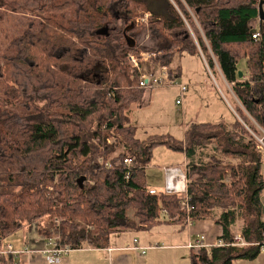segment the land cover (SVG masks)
<instances>
[{
	"label": "trees",
	"instance_id": "1",
	"mask_svg": "<svg viewBox=\"0 0 264 264\" xmlns=\"http://www.w3.org/2000/svg\"><path fill=\"white\" fill-rule=\"evenodd\" d=\"M260 1L0 0V9L42 21L12 38L0 65L9 100L0 102V246L49 218L61 220L53 232L41 226L44 238L60 235L72 249L108 247L120 230L212 220L224 244L191 249V264L256 258L264 248V151L248 125L264 130V23L253 26ZM146 13L161 53L153 63L173 79L176 55L200 54L193 39L177 35L193 28L212 73L218 65L239 101L234 123L190 122L184 139L136 136L131 106L145 90L128 56L142 50L137 19ZM119 19L120 29L110 30ZM103 137L114 141H94ZM157 145L185 153V193H150L146 168ZM100 156L114 167L98 166ZM126 157H135L129 178ZM237 233L247 245L232 244ZM0 264L15 261L0 255Z\"/></svg>",
	"mask_w": 264,
	"mask_h": 264
},
{
	"label": "rangeland",
	"instance_id": "2",
	"mask_svg": "<svg viewBox=\"0 0 264 264\" xmlns=\"http://www.w3.org/2000/svg\"><path fill=\"white\" fill-rule=\"evenodd\" d=\"M141 16V18H143ZM150 19V18H149ZM33 23V29L38 30L42 21L40 19L32 18L31 16H23L7 12L0 9V65L3 62V53L8 49L12 38L19 36L26 28H29ZM144 25V28L136 35V41L140 48L144 50L156 51L157 39L153 38L148 22H140L138 26ZM121 26L120 19L112 22L109 25L110 30H119ZM192 27H188L187 31L177 32L178 37L182 38L187 35L188 39H194L191 33ZM202 37L204 35L201 34ZM196 43V41H195ZM181 54V55H180ZM176 55L174 59V66L181 62L180 75L177 77L179 83L190 85V91L183 95V105L178 106L176 100L179 97V90L176 87L154 88L149 90L150 103L144 104L142 99L140 102L131 106L132 123L136 126V136L140 139L146 138L149 134H172L177 138H184V131L187 124L192 121L195 122H212L218 123L221 120L225 122H234L236 117L229 105L221 100L220 96L215 91V81L213 76L209 73L207 65L197 55L184 51ZM152 68H156L155 64H151ZM191 79L203 81L209 79L211 85H201L192 87ZM223 91L229 89L221 84L220 78H215ZM4 83L0 78V102L8 105V97L2 91ZM223 97V96H222ZM227 105V106H226ZM234 106V104H232ZM223 118V119H222ZM248 126H255L260 134H263V129L257 123L251 120ZM264 151V149H262ZM185 153L175 151L168 148L166 145H157L152 151V159L146 169V182L149 189H156L158 191L164 190L167 173L163 179V173L166 166L177 167L184 163ZM156 179H155V178ZM164 181V182H163ZM91 183V182H90ZM186 191V190H185ZM185 193V192H183ZM55 219L51 218L43 220L39 228L51 227L55 223ZM61 220V218H60ZM94 229V226L91 225ZM41 228V229H43ZM27 232V233H25ZM53 232V231H52ZM35 233L29 232L28 229L20 230L13 234L9 239H16L18 243L25 239H34ZM44 236V235H43Z\"/></svg>",
	"mask_w": 264,
	"mask_h": 264
},
{
	"label": "crops",
	"instance_id": "3",
	"mask_svg": "<svg viewBox=\"0 0 264 264\" xmlns=\"http://www.w3.org/2000/svg\"><path fill=\"white\" fill-rule=\"evenodd\" d=\"M259 25L260 20L258 18L253 23V26L258 28ZM200 33L203 35L201 29ZM186 34L187 35L185 36H188V33ZM192 34L200 51V54L194 55L200 57L207 65L209 73L211 74V76H213V79L215 81V91L224 103L225 101L227 102L230 109L237 118L236 110L232 104L238 103L239 101L234 91L232 90V86L226 81L218 65V74L212 73L209 64L205 58L204 52L202 51V49H200L195 34L193 32ZM208 52L212 55L209 46ZM181 65V62H179L174 66H179V70H176L175 72V80H177V77L180 75ZM245 67L246 60L241 62L242 70H245ZM215 78H220L221 84L224 87L225 85H227V87L229 88L227 90V93L229 95L228 97H226V92L223 91L222 87L219 86ZM191 81L193 83L192 87H197L201 85H211V81L209 79L204 80V82L195 79H191ZM189 91L190 85L188 84V90L185 92V94ZM150 96L151 94L149 90H145V93L142 98L144 100V104L150 103ZM220 122L232 124L235 121L225 122L221 120ZM150 135L155 134H149L148 136ZM184 159V163H186V155L184 156ZM184 163L180 164L177 167L181 168L182 172L186 174V169L183 167ZM166 167L173 168L174 166ZM165 173L166 170H164L162 180H164L166 176ZM176 179L179 183L180 191L185 192V190L187 189V178L182 179L181 177L177 176ZM41 228L42 227L39 228L37 225H34L30 229H28L29 232H32V230L34 231V239H25L21 243H18L16 239H7L6 242L12 243L15 249L20 251H24L26 249L28 250V252H22L18 257H13L15 264H49L45 256L40 252V250L44 247L45 244V236H43V234L41 233ZM200 234H203L205 236L206 245L208 248L224 244L223 240L220 238L222 235V228L220 225L216 224L212 220H200L187 227H181L177 223H163L161 225L153 227L150 230L141 228L117 231L111 235L110 244L108 247L94 248L90 246H84L79 249H71L65 257L60 259L55 264H191L190 254L192 250L189 247L188 243L190 238L197 239ZM235 264H264V248L261 249V252L256 258L252 260H238L235 262Z\"/></svg>",
	"mask_w": 264,
	"mask_h": 264
},
{
	"label": "built area",
	"instance_id": "4",
	"mask_svg": "<svg viewBox=\"0 0 264 264\" xmlns=\"http://www.w3.org/2000/svg\"><path fill=\"white\" fill-rule=\"evenodd\" d=\"M150 13H146L143 18L137 19V22H148ZM260 23H264V19H260ZM188 25V24H187ZM188 27H190L188 25ZM191 30V29H190ZM192 33V30H191ZM254 39H259L261 37V32L258 29L252 34ZM161 53L159 51H151L142 49L138 54L130 53L128 56V60L133 69L138 71V88L144 90H151L154 88H167V87H176L179 90V97L176 100V104L178 106L183 105V95L188 90V86L183 83L177 82L175 79L171 78L168 69L165 66H157L156 69L151 67L153 63V59L158 57ZM256 139L258 140V148L260 150L264 149V131L260 136L254 134ZM96 143L104 141L107 143H112L114 141L113 137H103L102 140L99 138L94 140ZM121 163L117 162L116 165ZM97 164L103 168H113L114 165L112 162L107 161L103 156H100L97 160ZM123 165L126 169V178H129L131 171L136 167L135 166V157H126L123 159ZM183 167L186 169V163L183 164ZM167 173V181L164 188L165 192L173 193V192H181L179 189V183L176 177H181L182 179L186 178V174L182 172L179 167H166ZM93 183V182H92ZM186 192V191H185ZM150 193L156 194L158 191L156 189H150ZM55 223L60 224L59 219H55ZM193 223L188 221V226H191ZM89 228H91L89 226ZM50 231H54V228H50ZM189 247L191 249H199L201 247H207L205 236L200 234L197 239L190 238ZM233 245L245 246L247 242L243 238V236L237 233L233 240ZM72 248L69 245H63L61 242L60 235H54L52 237L45 238L44 247L40 250V252L45 256L47 262L49 264H55L60 259L65 257ZM22 252H28V250L20 251L14 248L12 243L5 242L0 246V255H12L13 257H18Z\"/></svg>",
	"mask_w": 264,
	"mask_h": 264
},
{
	"label": "water",
	"instance_id": "5",
	"mask_svg": "<svg viewBox=\"0 0 264 264\" xmlns=\"http://www.w3.org/2000/svg\"><path fill=\"white\" fill-rule=\"evenodd\" d=\"M259 18L260 19H264V0H261L260 3H259ZM135 44V41H133L132 45ZM243 76V72L240 71L239 72V77H242ZM86 177H82L80 180H79V183L80 185L83 184V182L85 181Z\"/></svg>",
	"mask_w": 264,
	"mask_h": 264
},
{
	"label": "bare ground",
	"instance_id": "6",
	"mask_svg": "<svg viewBox=\"0 0 264 264\" xmlns=\"http://www.w3.org/2000/svg\"><path fill=\"white\" fill-rule=\"evenodd\" d=\"M140 48V47H139ZM211 68V67H210Z\"/></svg>",
	"mask_w": 264,
	"mask_h": 264
}]
</instances>
